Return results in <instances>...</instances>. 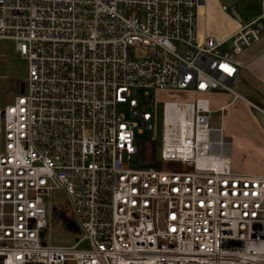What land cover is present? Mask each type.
<instances>
[{
  "label": "built area",
  "instance_id": "obj_1",
  "mask_svg": "<svg viewBox=\"0 0 264 264\" xmlns=\"http://www.w3.org/2000/svg\"><path fill=\"white\" fill-rule=\"evenodd\" d=\"M207 1L0 0V40L28 71L1 112L0 264H264V175L232 171L209 100L163 104L158 160L173 168L140 158L151 90L245 100L237 57L264 36V0L224 40L199 36ZM56 193L72 246L47 240Z\"/></svg>",
  "mask_w": 264,
  "mask_h": 264
},
{
  "label": "crops",
  "instance_id": "obj_2",
  "mask_svg": "<svg viewBox=\"0 0 264 264\" xmlns=\"http://www.w3.org/2000/svg\"><path fill=\"white\" fill-rule=\"evenodd\" d=\"M198 26L200 37L220 38L209 33L207 14L206 17L200 14ZM231 31L233 34L237 30ZM237 61L241 68L233 88L245 100H234L225 92H210L203 98L209 100L210 122L213 114L221 116L217 126L212 127L223 129L224 139L231 145L227 158L232 171L261 176L264 175V36L245 49Z\"/></svg>",
  "mask_w": 264,
  "mask_h": 264
},
{
  "label": "rangeland",
  "instance_id": "obj_3",
  "mask_svg": "<svg viewBox=\"0 0 264 264\" xmlns=\"http://www.w3.org/2000/svg\"><path fill=\"white\" fill-rule=\"evenodd\" d=\"M262 2L263 0H208L207 27L209 33L215 34L222 39V37L232 34L231 28L238 31L244 25H247L260 17L262 14ZM235 13L242 19V22H239ZM27 72V63L21 60L15 51V42L0 40V120L2 117V110L7 105L12 103L16 96L22 93L21 89L27 79ZM150 92L152 97L156 99V109L159 120L157 122L155 132L146 133L144 137H141L140 144H142L143 141L150 144L155 143L158 154L161 146L163 129V104L165 102H196L197 98H203L206 95L198 94L195 90L166 92L151 90ZM126 111L128 110L126 109ZM220 117V114H213L211 116L210 125L213 127L217 126L216 121L219 122ZM152 137L157 139V142L150 141ZM2 142L3 134L0 133V148ZM158 156L159 154L157 155V159ZM174 166L175 165L172 163H161L160 169L169 170ZM58 196L59 194L56 193V195L53 196L52 202L47 200L48 209H50V204H55L60 210L65 211L64 213H70L71 210L69 206ZM55 209L52 210V223L54 224L53 229L46 235L47 240L51 244L54 243V245L72 246L77 242L82 234L75 230H64L63 226H61L64 218L60 217L56 220L54 212Z\"/></svg>",
  "mask_w": 264,
  "mask_h": 264
},
{
  "label": "trees",
  "instance_id": "obj_4",
  "mask_svg": "<svg viewBox=\"0 0 264 264\" xmlns=\"http://www.w3.org/2000/svg\"><path fill=\"white\" fill-rule=\"evenodd\" d=\"M140 147V158L143 162H149L151 167L155 169H160L161 168V163L157 159V146L155 143H148L143 141L142 144L139 143ZM56 208V209H55ZM53 208L55 209V216L56 220L60 217L64 218V221L61 226H63L64 230L70 231L72 228H74L75 225V219L73 214L70 213H64L65 211L60 210L58 207ZM66 214V215H65Z\"/></svg>",
  "mask_w": 264,
  "mask_h": 264
},
{
  "label": "water",
  "instance_id": "obj_5",
  "mask_svg": "<svg viewBox=\"0 0 264 264\" xmlns=\"http://www.w3.org/2000/svg\"><path fill=\"white\" fill-rule=\"evenodd\" d=\"M24 87H25V86H23L22 89H21V92H22V93L24 92ZM147 167H148V165H146V164L143 165V168H147Z\"/></svg>",
  "mask_w": 264,
  "mask_h": 264
},
{
  "label": "bare ground",
  "instance_id": "obj_6",
  "mask_svg": "<svg viewBox=\"0 0 264 264\" xmlns=\"http://www.w3.org/2000/svg\"><path fill=\"white\" fill-rule=\"evenodd\" d=\"M180 120L182 121V123H185V121L182 118Z\"/></svg>",
  "mask_w": 264,
  "mask_h": 264
}]
</instances>
